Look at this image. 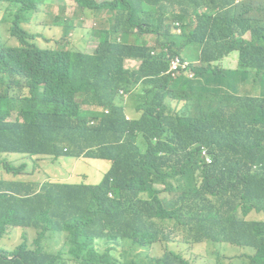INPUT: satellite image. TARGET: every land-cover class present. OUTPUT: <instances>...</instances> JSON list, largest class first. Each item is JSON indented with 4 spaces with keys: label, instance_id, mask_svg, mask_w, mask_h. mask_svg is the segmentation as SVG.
Masks as SVG:
<instances>
[{
    "label": "trees",
    "instance_id": "1",
    "mask_svg": "<svg viewBox=\"0 0 264 264\" xmlns=\"http://www.w3.org/2000/svg\"><path fill=\"white\" fill-rule=\"evenodd\" d=\"M3 1L15 12L0 32L6 23L19 44L4 45L0 33L1 168L11 173L2 156L21 152L111 168L97 184L0 179V264H193L174 251L141 258L179 237L222 251L217 264L233 259L228 245L245 252L235 264H264V91L243 92L252 76L264 90V47L241 42L251 25L264 40V0L256 15L233 0H75L106 21L114 15L112 29L88 31L99 40L92 54L33 43L21 23L44 0ZM133 60L139 69L127 67ZM125 93L140 120L126 119ZM89 108L103 112L87 120ZM12 112L23 121H8ZM15 233L21 244L1 247ZM49 240L62 245L49 251Z\"/></svg>",
    "mask_w": 264,
    "mask_h": 264
},
{
    "label": "rangeland",
    "instance_id": "2",
    "mask_svg": "<svg viewBox=\"0 0 264 264\" xmlns=\"http://www.w3.org/2000/svg\"><path fill=\"white\" fill-rule=\"evenodd\" d=\"M97 4H102L104 2H109L112 0H92ZM235 4L241 3V8L243 12H250L256 15V9L261 2V0H233ZM15 12L13 6L9 2L3 1L0 6V19L5 18L9 13ZM203 13H209L208 10H202ZM108 21H106V16L103 14L95 15L89 10H85L82 6L75 0H44V2L38 3V9L36 11H30L22 21L21 26L34 36L33 43H38L42 48H48L51 50H61V51H81L86 54H92L99 44V40L94 37V35L88 36V31H98L101 25H104L108 30L114 27V15L110 14L108 16ZM216 17H213L215 22ZM253 21H245V25L249 26L253 24ZM264 26V21L259 22ZM179 26V23L175 24V27ZM78 29L75 32L74 29ZM85 29V31L83 30ZM69 30L70 32H68ZM177 34L182 35L180 29L176 30ZM1 41L4 45L9 47L17 46L18 40L11 36L8 26L6 23L1 26ZM155 35H150L147 38L154 39ZM257 37L256 45L262 49L264 47V40L262 35L259 33L255 26L247 29L241 35V42L243 44H248L254 41ZM121 41L120 38H118ZM187 55H191L192 51L197 50L196 44H190L188 47ZM168 49H166L167 51ZM154 55V53H152ZM237 57L236 54H234ZM197 57V55H195ZM128 68L139 67L140 62L129 61L126 63ZM221 67L224 69H230L229 66L222 64ZM174 69L177 66L173 67ZM262 85L254 83V77L252 76L250 81L243 87V92L250 95L262 94L264 91ZM102 94L103 92L100 91ZM124 91L121 90V94ZM46 98H50L49 93H45ZM106 102L111 105L113 99L112 96H107ZM124 101L118 103L122 106L127 114L126 119L135 118L137 120L141 119V112L136 108L139 102H136L131 98V95L125 93L123 96ZM77 102H82L80 99H76ZM170 107L176 109L178 104L171 102ZM94 109L89 108L86 112L87 120L92 117ZM137 110L133 115L130 114L131 110ZM102 111V109H97ZM108 113V111H106ZM20 118L18 112H12L8 117V121H15L16 118ZM21 121L22 118H20ZM169 134L168 131H166ZM141 135V134H140ZM140 135H136V138L140 139ZM99 140V139H97ZM95 140V141H97ZM127 143L130 139H126ZM157 142V139H154ZM56 153V152H55ZM2 159L5 164L12 168V172L8 173L5 169L0 166V179L3 180H13L17 179L24 185L44 184L49 182L48 180H57L62 183H77L82 184L85 181L89 184L99 183L103 176L111 168V162L101 161V160H89V159H71V158H59L56 159L55 156H33L28 152L21 153H4ZM25 165L24 169L22 168ZM202 167L199 168L197 172V177L200 179L202 173ZM17 171V173H15ZM13 176V177H12ZM85 180V181H84ZM166 195L171 197V193L167 192ZM250 220H259V216L255 213L249 216ZM262 220V219H260ZM32 238L30 241L32 242ZM21 244L20 233H15L9 235L1 242V247L6 250L13 251ZM62 245V241H46L45 246L49 251H57ZM215 246H221L220 244H215ZM229 254L233 257L227 264H235L236 259L242 257L245 252L242 251L243 248L233 245H228ZM236 250V251H235ZM174 251L181 254L183 257L188 259L193 264H217L218 262L214 259V253L216 257L223 255V252L217 248L212 247L209 243L202 244H191L184 242L182 237H179L177 241L172 243H159L154 245L148 250H143L141 252V258L146 257H159L164 256L167 252ZM68 264H77L75 262Z\"/></svg>",
    "mask_w": 264,
    "mask_h": 264
},
{
    "label": "clouds",
    "instance_id": "3",
    "mask_svg": "<svg viewBox=\"0 0 264 264\" xmlns=\"http://www.w3.org/2000/svg\"><path fill=\"white\" fill-rule=\"evenodd\" d=\"M193 77H194V75H193ZM204 151L206 152V150H204ZM206 154H207V156L205 157L206 163H207V164H212V159L210 158V156L208 155L207 152H206ZM207 158L210 160V162L207 160ZM6 238H7V237H6ZM159 243H165V244H168L167 242H158V243L153 244L151 247H148L147 250L150 249V248H152L154 245L159 244Z\"/></svg>",
    "mask_w": 264,
    "mask_h": 264
},
{
    "label": "built area",
    "instance_id": "4",
    "mask_svg": "<svg viewBox=\"0 0 264 264\" xmlns=\"http://www.w3.org/2000/svg\"><path fill=\"white\" fill-rule=\"evenodd\" d=\"M175 64H179V62L178 61H176V62H174ZM203 155H204V157H206L207 156V154H206V152L204 151V153H203ZM207 160L210 162V160L207 158Z\"/></svg>",
    "mask_w": 264,
    "mask_h": 264
},
{
    "label": "crops",
    "instance_id": "5",
    "mask_svg": "<svg viewBox=\"0 0 264 264\" xmlns=\"http://www.w3.org/2000/svg\"><path fill=\"white\" fill-rule=\"evenodd\" d=\"M100 29H101V28H100ZM91 32H93V33H94L95 31H91Z\"/></svg>",
    "mask_w": 264,
    "mask_h": 264
}]
</instances>
